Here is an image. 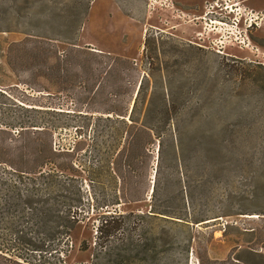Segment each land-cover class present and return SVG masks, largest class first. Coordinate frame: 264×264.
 <instances>
[{
  "label": "rangeland",
  "instance_id": "1",
  "mask_svg": "<svg viewBox=\"0 0 264 264\" xmlns=\"http://www.w3.org/2000/svg\"><path fill=\"white\" fill-rule=\"evenodd\" d=\"M210 1L17 0L19 32L0 34V144L41 138L72 154L61 160L83 200L65 235L57 234L60 221L31 209L11 215L2 201L0 244L17 230L47 246L57 236L54 250L27 256L31 264H264V28L242 33L237 41L247 47L239 49L235 28L201 18ZM244 5L264 9V0L235 7ZM11 6L2 1L3 10ZM27 37L28 48L58 49L52 66L68 56L62 79L55 72L47 80L29 57L9 65L10 45ZM137 97L136 119L147 109L161 113L162 135L147 147L137 185L143 200L117 206L125 230L108 244L96 231L114 210L97 202L117 186L111 164L129 138ZM8 117L26 125L5 128ZM166 210L172 217H162ZM182 212L191 222L177 219ZM0 264L23 260L0 252Z\"/></svg>",
  "mask_w": 264,
  "mask_h": 264
},
{
  "label": "trees",
  "instance_id": "2",
  "mask_svg": "<svg viewBox=\"0 0 264 264\" xmlns=\"http://www.w3.org/2000/svg\"><path fill=\"white\" fill-rule=\"evenodd\" d=\"M2 1L4 0H0V34L19 32L18 22L15 21L16 15L18 16L17 0H12V6L7 10H3ZM26 1L28 3L29 0ZM32 36H35L33 37L36 38L34 39L35 42H38L39 38L42 37L39 35ZM28 37L23 43L10 45L7 56L9 65L15 69L18 58L29 57L33 66H40V73L44 78L50 80L53 77L52 74L54 75L56 72L60 74L56 77L62 79L61 72L65 69L63 66L68 62V56L58 57V62L52 66L51 59L58 53V49L50 42H43L40 45L36 44L28 48L27 42L31 40ZM21 48L24 49L23 53L20 51ZM78 52L86 53L84 50ZM108 58L113 59L115 64L116 59L109 56ZM114 64L107 70L106 75L111 74ZM138 108L137 97L130 113L132 125L129 138H127L123 149L111 164V175L117 186L114 187L113 194L108 196L109 198L106 197L103 202H97V207L114 210L102 215L101 226L96 231L100 238H107L108 244H112V240L125 230V225L120 223H123L127 216L118 212L117 206L143 200L137 196V185H139L142 177V165L151 157L150 150L147 147L154 140L152 137H161L162 135L159 127L161 126L160 123L162 124V114H154L150 109H147L138 120L136 119ZM106 114H111V112H106ZM3 125L5 128L21 125L23 128L26 124L18 118L8 117ZM30 127L45 129L39 124ZM65 156L72 157V154L54 152L52 145L44 144L41 138H31L30 141L19 146L14 145L12 141L1 143L0 215L2 213V201H6L9 214L14 215L21 209L20 212L25 218V210L31 209L34 216H47L50 219L60 221V226L63 228L62 232L57 231V234H69L79 221L78 208L82 204L83 196L80 190H74L72 187V183H75L78 177L70 176L67 173L69 164L67 161L61 160ZM77 172L85 174L82 169L81 172ZM91 187L93 188V186ZM189 189L187 190V197L191 206L194 201V194L192 188ZM156 194L157 187L154 186L152 196L155 197ZM42 205H45L46 209L37 208ZM48 206L49 208H47ZM161 215L162 217H172L171 212H168V210L163 211ZM177 219L187 222H191L188 219L192 220L190 214L188 216V212H182ZM196 221L198 220L193 223H203L209 221V219ZM58 240L59 238L54 235L52 237L54 242L47 246L46 242H35L29 239L24 231L17 230L15 238L6 241L3 245L0 244V252H5L10 256L23 260V264H31L27 256L36 252H46L47 250L44 249L54 250L59 244L55 246L53 243ZM247 251L248 254L254 255L251 249ZM261 257L264 256L261 255ZM229 261L232 264H251L241 258H230ZM234 261H237V263ZM15 263H18V261L15 260Z\"/></svg>",
  "mask_w": 264,
  "mask_h": 264
},
{
  "label": "built area",
  "instance_id": "3",
  "mask_svg": "<svg viewBox=\"0 0 264 264\" xmlns=\"http://www.w3.org/2000/svg\"><path fill=\"white\" fill-rule=\"evenodd\" d=\"M231 0H226L225 2L228 3V5H230V7H226L225 8V12L227 13L230 9H235L237 7L235 6H239L237 4H235L234 7H231L232 3L229 4ZM243 9V10H242ZM241 10L243 11V15H241ZM235 14V18L232 19L231 21H226L225 19H222L220 21H218L217 23L219 25H222L224 27H227L228 29L230 28H235V31H236V35H235V38H236V41L239 40L240 38L239 37H243L242 36V33H244L245 37L247 36L248 32L251 31V30H254L255 28H259L260 27V23H259V20L257 19V13L254 12V10L252 9H249L247 11V9L244 7V8H241L238 10H235L234 12ZM240 16V17H239ZM238 42V41H237ZM240 43V46H239V49H245L247 46L244 45V42H238V44ZM232 46H235V44H231ZM244 45V46H242ZM231 46V47H232Z\"/></svg>",
  "mask_w": 264,
  "mask_h": 264
},
{
  "label": "flooded vegetation",
  "instance_id": "4",
  "mask_svg": "<svg viewBox=\"0 0 264 264\" xmlns=\"http://www.w3.org/2000/svg\"><path fill=\"white\" fill-rule=\"evenodd\" d=\"M246 1L247 0L232 3L231 7H234L235 4L242 5ZM230 2H232V1H230ZM226 7L228 8V7H230V5H228V3L225 2L224 0H211L209 5L206 7V10L203 12V16L201 18L204 19V21H206V22H213V20L220 21L222 19H225L226 21L229 22L235 18L234 12H235V10H238V8H235V9L232 8L226 13L224 11ZM244 7L246 8L245 5H244ZM254 10L258 15L257 19L259 20V23H260V27L255 28L254 30L258 31L259 29L264 28V9H257L256 8ZM195 45L198 46L199 44L196 43ZM200 47H202V45Z\"/></svg>",
  "mask_w": 264,
  "mask_h": 264
}]
</instances>
